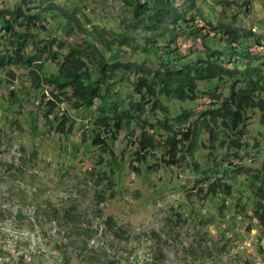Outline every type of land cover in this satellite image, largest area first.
I'll list each match as a JSON object with an SVG mask.
<instances>
[{"label": "rangeland", "instance_id": "obj_1", "mask_svg": "<svg viewBox=\"0 0 264 264\" xmlns=\"http://www.w3.org/2000/svg\"><path fill=\"white\" fill-rule=\"evenodd\" d=\"M19 1H1L0 8H13ZM35 1L44 7L52 3L55 9L70 11L76 7L80 15L91 19V24L85 25L89 31L96 28L117 31L126 17H130L128 10L125 15L122 0H50L47 5L41 3L42 0ZM176 5L188 15L197 16L194 25L198 29L205 27L203 34L209 32L206 39L198 32L184 41L179 40L181 54L189 55L193 49L191 57H195V52L203 47L202 41H206L211 47L223 49L225 58L230 57V48L225 46L240 48L241 40L233 42V37L229 36L226 43L217 42L219 37L214 36L209 25L221 22L249 38L247 51L250 49L253 55L264 57V46L257 44L260 39L264 45V0H179ZM59 20L53 21L50 36L44 37L48 36L49 40L58 36L67 46H76V38L67 33L64 21L57 23ZM190 33L186 31L187 36ZM57 67V61L50 59L31 68L12 66L0 70V166L7 165L3 160L8 161L14 149L22 154L17 175L0 176V190L5 188L0 191V198L7 200L15 196V181L19 180L26 189H36L39 199H50L57 209L75 205L83 224L60 227L62 222L56 220L58 227L52 228V238L59 241L57 250L65 251L67 260H75L77 254L75 264H264V228L255 218L257 208L250 189L257 182L254 175L264 179V126L260 117L258 119L259 114L254 117L252 113L253 127L243 140L247 147L239 152L240 156L227 151L231 154L226 162L222 157L216 159L220 173L232 168L222 178L226 181L228 177L237 178L231 197L226 198V207L219 210L224 200L206 196L211 182H216L217 178L212 176L211 181L198 183L200 174L191 173L189 154L183 163L170 167L163 160L170 159L166 149L152 150L155 155H150L148 161L149 165L160 166L156 171H149L144 162L137 160L134 153L140 150V128L136 127L132 133L126 129L112 141L111 126L101 134L107 147L93 145L91 134L100 102L89 110H74L68 102L56 99L53 86L43 80L44 76L56 74ZM33 71L43 77L39 88L33 84ZM124 89L129 94L132 92L129 87ZM122 93L125 95L124 91ZM50 101L55 104L46 117ZM207 102V99L200 100L191 107L199 115L202 103ZM63 117L68 118L66 132L57 134L55 128ZM152 118L156 123L162 114L156 112ZM206 138L207 133L203 131L202 140ZM222 151L218 156L225 153ZM200 161H203L202 155ZM135 168L141 169V173ZM211 168L214 167L211 165ZM260 183L258 180L257 184ZM68 191L74 193L68 201L56 198ZM19 199H24L22 193ZM48 213L50 210H42L35 215L36 221H48ZM108 219H112L113 229L106 224ZM6 220L7 217H3V221ZM85 230L91 231L90 237ZM97 230L102 231L101 236L97 235ZM115 230L124 231V237L116 236ZM2 236L6 241V236ZM38 244H42V237L10 243L12 248L21 251H31ZM39 255H46V248H39ZM33 257L34 264H42L41 259ZM5 264L20 262L5 260Z\"/></svg>", "mask_w": 264, "mask_h": 264}, {"label": "trees", "instance_id": "obj_2", "mask_svg": "<svg viewBox=\"0 0 264 264\" xmlns=\"http://www.w3.org/2000/svg\"><path fill=\"white\" fill-rule=\"evenodd\" d=\"M122 1L125 15L128 10L130 17H126L117 31L106 28L89 31L85 25L92 21L87 15H80L76 7L70 11L55 9L50 0L41 2L49 3L48 7L35 0H20L13 8L1 7L0 70L12 66L31 68L50 59L57 61V73L44 76L43 80L53 86L56 99L68 102L74 110H89L100 102L91 134L93 145L107 147L101 134L111 126L112 141L126 129L132 133L136 127L140 128V150L134 153L137 160L144 162L149 171H156L160 166L149 165L148 161L150 155H155L152 150L166 149L170 159L163 160L170 167L183 163L189 154L191 173L200 174L196 177L198 183L209 182L212 176L217 178L211 182L206 196L222 198L224 203L219 208L222 210L237 178L228 177L227 181L222 178L232 168L228 166L229 169L220 173L216 159L222 157L226 162L229 151L240 156L239 152L247 147L243 140L250 135L256 115L259 114L258 119L264 126V57L253 55L250 49L247 51L249 38L221 22L209 25L214 36L219 37L217 42L226 43L229 36L233 42L241 40L240 48L225 46L230 48V57L225 58L223 49L211 47L206 41H202L203 47L195 52V57H191L193 49L191 54L183 55L179 40L184 41L198 32L206 39L209 32L203 34L205 27L198 29L194 25L197 16L188 15L177 6L179 0H149L144 4L142 0ZM58 18L57 23L64 21L67 33L76 38V46H67L58 36L49 40L48 36L44 37ZM187 30L191 31L188 36ZM257 44L264 46L260 39ZM31 75L36 88L41 87L39 81L43 77L36 71ZM124 87L132 92L127 93ZM206 99L208 102L202 103L201 113L197 115L191 106ZM54 104L53 101L47 104L46 117L50 116ZM156 112L162 118L153 123L152 114ZM67 122L68 118L63 117L55 128L57 134L66 132ZM203 131L207 133L206 140H202ZM222 149L225 153L218 156ZM201 155L203 161H200ZM135 170L141 173V169ZM253 178L259 183L263 181L260 185L255 182L250 189L257 208L255 218L264 228V179H258L257 175ZM50 205L49 218L62 222L60 227L83 224L75 205L64 210ZM241 207L245 209V204ZM106 224L113 229L112 219ZM85 232L90 237L91 231ZM75 233L80 234L78 230ZM114 233L124 237V231Z\"/></svg>", "mask_w": 264, "mask_h": 264}, {"label": "built area", "instance_id": "obj_3", "mask_svg": "<svg viewBox=\"0 0 264 264\" xmlns=\"http://www.w3.org/2000/svg\"><path fill=\"white\" fill-rule=\"evenodd\" d=\"M21 159L20 150L14 149V155L8 161L3 160L7 165L2 166V164L0 166V176L6 175L7 178H10L13 174L17 175V168H19ZM24 185L19 180L15 181V196H10L9 199L0 201V221H3V217L6 216L7 224H15V230H18L19 238L27 240L31 237H42V244L35 245L31 251H21L17 250V248H12L10 242H0V264H4L5 260H15L20 262V264H34L33 256L41 259L42 264H75L73 261L77 260V254H75V260H67L65 259V251L57 250V242L59 241L52 238V228L58 227L56 219L49 218L46 222H38L35 219V212L41 210H50L51 212L52 207L50 204L52 202L50 199H39L36 189L32 190L30 187L26 189ZM1 190H5V188ZM20 193H22L24 199H19ZM61 193L59 197H56L61 201H68L74 196L72 191ZM101 205L104 206V203ZM47 226L49 227L47 228ZM96 232L98 233L97 235H102V231L99 232L97 230ZM0 233L6 232L2 231ZM39 248H46V255H39Z\"/></svg>", "mask_w": 264, "mask_h": 264}, {"label": "bare ground", "instance_id": "obj_4", "mask_svg": "<svg viewBox=\"0 0 264 264\" xmlns=\"http://www.w3.org/2000/svg\"><path fill=\"white\" fill-rule=\"evenodd\" d=\"M148 1L149 0H142V3L144 4V3L148 2ZM3 200L5 201L6 198L5 199L0 198V201H3ZM41 212H42V210L39 211V212H35V215H37V214H39ZM2 231L6 232V233H0V242H4L2 234L6 236V242L17 243V242H20L21 240H23V239L18 237V231L15 230V226L13 224H7V221H5V222L4 221H0V232H2ZM33 241H35V240H33ZM4 264H5V261H4Z\"/></svg>", "mask_w": 264, "mask_h": 264}]
</instances>
